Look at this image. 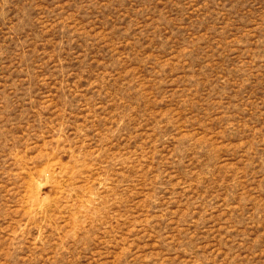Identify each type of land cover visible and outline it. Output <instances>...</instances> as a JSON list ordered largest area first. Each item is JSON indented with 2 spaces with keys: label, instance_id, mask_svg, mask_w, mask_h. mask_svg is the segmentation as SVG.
I'll return each mask as SVG.
<instances>
[{
  "label": "rangeland",
  "instance_id": "374dc122",
  "mask_svg": "<svg viewBox=\"0 0 264 264\" xmlns=\"http://www.w3.org/2000/svg\"><path fill=\"white\" fill-rule=\"evenodd\" d=\"M0 264H264V0H0Z\"/></svg>",
  "mask_w": 264,
  "mask_h": 264
}]
</instances>
